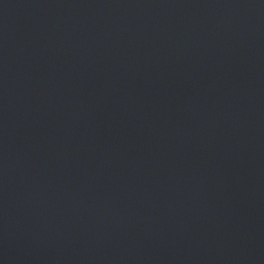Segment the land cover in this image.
Instances as JSON below:
<instances>
[{
  "label": "water",
  "instance_id": "1",
  "mask_svg": "<svg viewBox=\"0 0 264 264\" xmlns=\"http://www.w3.org/2000/svg\"><path fill=\"white\" fill-rule=\"evenodd\" d=\"M0 264H264V0H0Z\"/></svg>",
  "mask_w": 264,
  "mask_h": 264
}]
</instances>
